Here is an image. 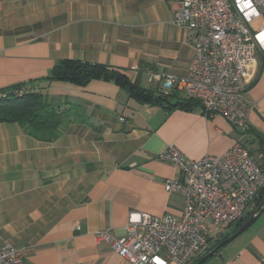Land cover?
<instances>
[{"label":"crops","instance_id":"obj_1","mask_svg":"<svg viewBox=\"0 0 264 264\" xmlns=\"http://www.w3.org/2000/svg\"><path fill=\"white\" fill-rule=\"evenodd\" d=\"M178 7L170 0H0V93L27 86L53 107L69 103L83 113L53 143L0 124V245L18 249L23 264H130L96 235L125 236L131 212L182 215V196L165 191L179 177L160 159L170 145L199 161L240 143L264 168L255 136L264 137L262 52L248 66L247 131L207 117L201 106L140 104L114 83L47 82L62 60L111 66L154 90L164 81L150 82L152 75L185 76L194 49L188 30L174 24ZM253 227L206 263L264 264V221Z\"/></svg>","mask_w":264,"mask_h":264},{"label":"built area","instance_id":"obj_2","mask_svg":"<svg viewBox=\"0 0 264 264\" xmlns=\"http://www.w3.org/2000/svg\"><path fill=\"white\" fill-rule=\"evenodd\" d=\"M170 1L179 6L174 24L188 30L194 55L185 76L157 74L150 82L164 81L165 90L179 88L200 103L207 117L221 115L247 131L248 66L264 52V0ZM30 92L25 88L16 96ZM160 159L179 173L166 181L165 191L182 196V215L131 212L125 236L104 231L97 233L96 241L130 264H194L208 254L221 229L244 219L264 190V169L240 143L223 155L199 161L170 145ZM0 264H23V256L4 243Z\"/></svg>","mask_w":264,"mask_h":264},{"label":"trees","instance_id":"obj_3","mask_svg":"<svg viewBox=\"0 0 264 264\" xmlns=\"http://www.w3.org/2000/svg\"><path fill=\"white\" fill-rule=\"evenodd\" d=\"M52 81L67 82L81 87L87 86L92 81L114 83L126 91L129 97L136 102L162 107L167 111L175 109L193 111L201 106L197 100L184 97L176 87L169 90H165L164 87L157 90L147 89L141 86L139 78L132 80L124 71L99 63L80 60L59 61L47 78V82ZM25 88L27 86H18L0 93V124H18L25 128L31 137L41 142L53 143L59 139L62 127L76 123L83 117L82 111L75 105L66 103L53 107L45 96L34 92L31 88L30 93L17 97L16 91ZM2 94H6V97L1 98ZM255 136L259 142V153L264 161V137L259 134ZM251 155L253 156L252 152ZM263 201L264 190L244 219L229 226L233 227V231L217 240L209 252L233 236L259 209ZM199 260L194 264H197Z\"/></svg>","mask_w":264,"mask_h":264},{"label":"water","instance_id":"obj_4","mask_svg":"<svg viewBox=\"0 0 264 264\" xmlns=\"http://www.w3.org/2000/svg\"><path fill=\"white\" fill-rule=\"evenodd\" d=\"M264 214V201L259 207V209L249 218V220L242 225L239 230L230 238L224 240L222 243H220L215 249H213L211 252L206 254L204 257H202L197 264H205L207 261L212 259L213 257H217L221 255V251L224 247L228 246L229 244L236 241L239 237H241L243 234H245L253 225L260 219V217Z\"/></svg>","mask_w":264,"mask_h":264},{"label":"rangeland","instance_id":"obj_5","mask_svg":"<svg viewBox=\"0 0 264 264\" xmlns=\"http://www.w3.org/2000/svg\"><path fill=\"white\" fill-rule=\"evenodd\" d=\"M151 88H155V89H156L157 86H152ZM156 90H157V89H156ZM250 210H251V208H250ZM250 210H249V211H250ZM247 214H248V213H247ZM263 221H264V216L259 220V223L257 222V223L254 225V227H253L252 229H254L255 227H258V225L260 224V222L262 223ZM225 228H226V227H225ZM229 231H230V233H231V232L233 231V228H230ZM214 258H215V257H214ZM214 258L210 259V262H211V261H215ZM213 263H214V262H213ZM206 264H208V263H206Z\"/></svg>","mask_w":264,"mask_h":264}]
</instances>
